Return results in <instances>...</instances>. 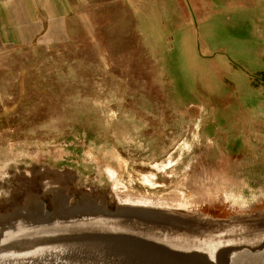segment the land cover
Wrapping results in <instances>:
<instances>
[{
	"label": "rangeland",
	"instance_id": "obj_1",
	"mask_svg": "<svg viewBox=\"0 0 264 264\" xmlns=\"http://www.w3.org/2000/svg\"><path fill=\"white\" fill-rule=\"evenodd\" d=\"M70 1L64 30L0 44L1 209L66 179L111 205L264 210V0Z\"/></svg>",
	"mask_w": 264,
	"mask_h": 264
},
{
	"label": "water",
	"instance_id": "obj_2",
	"mask_svg": "<svg viewBox=\"0 0 264 264\" xmlns=\"http://www.w3.org/2000/svg\"><path fill=\"white\" fill-rule=\"evenodd\" d=\"M51 180L8 210L0 206V264H264V210L217 217L136 201L111 205L53 179L69 194L57 202Z\"/></svg>",
	"mask_w": 264,
	"mask_h": 264
},
{
	"label": "crops",
	"instance_id": "obj_3",
	"mask_svg": "<svg viewBox=\"0 0 264 264\" xmlns=\"http://www.w3.org/2000/svg\"><path fill=\"white\" fill-rule=\"evenodd\" d=\"M70 0H0V44L27 43L64 30Z\"/></svg>",
	"mask_w": 264,
	"mask_h": 264
},
{
	"label": "bare ground",
	"instance_id": "obj_4",
	"mask_svg": "<svg viewBox=\"0 0 264 264\" xmlns=\"http://www.w3.org/2000/svg\"><path fill=\"white\" fill-rule=\"evenodd\" d=\"M48 185H52V187H54V186H56V188H54V189H52V188H47V190L49 189H51V190H53V192H54V195L56 196V201L58 202V201H60V200H63V199H65V198H67L68 196H69V194L67 195V194H65V189H64V187L63 186H58V184L57 183H53V182H48V184H46V186H48ZM51 187V186H50ZM60 189V190H59ZM86 194L88 193V192H85ZM30 199H35V198H30ZM30 199H28V200H30ZM36 200H39V199H36ZM88 199H87V197L86 198H84V200L83 201H87ZM38 202V201H37ZM62 202L63 201H61V205H62ZM87 202H89V200L87 201ZM138 204V203H137ZM63 206V205H62ZM59 208H61V207H59ZM262 215H264V214H261V215H259V216H262Z\"/></svg>",
	"mask_w": 264,
	"mask_h": 264
}]
</instances>
